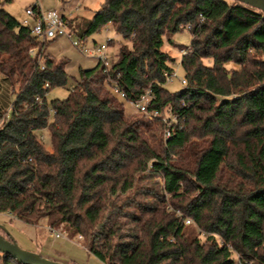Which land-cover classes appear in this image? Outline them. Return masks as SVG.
I'll return each mask as SVG.
<instances>
[{"label":"trees","instance_id":"16d2710c","mask_svg":"<svg viewBox=\"0 0 264 264\" xmlns=\"http://www.w3.org/2000/svg\"><path fill=\"white\" fill-rule=\"evenodd\" d=\"M67 21L80 43L111 25L116 59L80 69L67 97L47 103L69 82L67 61L31 58L53 40L0 8V75L15 94L0 127V213L62 225L103 264H264V13L233 0H104ZM185 25L187 84L170 93L174 60L161 47ZM113 83L128 101L150 90L148 108L184 122L164 140L160 121L126 117ZM0 264L20 263L0 253Z\"/></svg>","mask_w":264,"mask_h":264},{"label":"rangeland","instance_id":"374dc122","mask_svg":"<svg viewBox=\"0 0 264 264\" xmlns=\"http://www.w3.org/2000/svg\"><path fill=\"white\" fill-rule=\"evenodd\" d=\"M104 0H74L69 7L71 11L74 6L80 8V13L86 12V17L91 15V13L97 11ZM34 6H39L42 11H51L57 10L60 11L62 8L66 7V4L61 3L60 0H0V8H3L9 15L14 17L19 23L23 20H27L31 25L32 23L25 16L26 9L33 8ZM107 39H113L115 44L107 47V55L110 61L116 59L117 54V43L120 42V38L115 34L111 25L100 29L97 33H94L88 38L79 43V46L85 48H91L92 46H98L102 43H106ZM77 40V39H76ZM78 41V40H77ZM79 42V41H78ZM47 42H45L46 44ZM125 43V42H124ZM129 47L130 45L126 43ZM191 44V34L187 29H183L174 33L171 37L163 38V45L161 51L165 52L170 56L174 61L170 66L175 65L179 62L181 58L180 50L184 49ZM36 48V47H32ZM48 51L51 56L55 59H63L67 61L65 66V71L69 76V82L65 87H56L51 89L46 96L47 103H50L53 100H63L67 97L68 91L72 86L74 80L78 79L79 70L91 69L96 65L94 59L87 57L85 54H82L78 47H75L71 44L68 38L60 37L55 39L52 42H49L46 47L42 48L41 58L44 56H50L45 53ZM40 58V60H41ZM97 62V61H96ZM206 64H211V60H205ZM227 70L231 71L233 69H239L234 63H229ZM176 70V67L174 68ZM177 76H182L184 73L181 68L176 70ZM182 85L178 78H172L164 84V88L170 93H176L182 89ZM17 88V87H16ZM15 99V94L12 91L10 85L3 81L2 76L0 75V127L3 122L6 120L7 115L11 109L12 102ZM117 99V98H116ZM123 105L124 113L126 117L130 119H137L141 114L136 112V109L130 106L127 102L117 99ZM143 120H146L142 117ZM151 123V122H150ZM154 125L153 123H151ZM153 126V132L146 133L145 138L152 145L160 138V134ZM163 131V128H162ZM154 137H150L151 135ZM44 146L47 149H51L50 141L45 132L41 133L40 136ZM161 138L162 132H161ZM151 182H156L159 187H161L162 182L159 176L153 175ZM167 205L173 207L178 206L179 202L177 200L166 198ZM172 207V209H173ZM178 214V213H177ZM188 219V218H187ZM190 220V219H189ZM191 221V220H190ZM188 234L196 236L197 231L194 223L185 224ZM0 226L5 229L8 235L15 241V243L23 250L31 253L39 254L42 257H45L49 260L65 263V264H103L97 260L92 255L88 254L87 251L83 248L84 238L81 235H75L72 238H69L68 232L64 229L62 225L55 228L53 232H57L62 237L55 238L51 229L49 228L45 219L41 218L36 226H31L25 224L13 216L8 214L0 213ZM202 240L204 236L201 235Z\"/></svg>","mask_w":264,"mask_h":264},{"label":"built area","instance_id":"2783aa9c","mask_svg":"<svg viewBox=\"0 0 264 264\" xmlns=\"http://www.w3.org/2000/svg\"><path fill=\"white\" fill-rule=\"evenodd\" d=\"M78 10V6H74L73 11L76 12ZM25 14L27 17L33 19L32 24L30 25L27 20H23L21 25L28 26L30 28V33L34 37H36L39 41L45 42L49 40H53L56 37L64 36L69 39L71 44L75 47H78L79 51L82 54H85L87 57H90L97 61V63H103L105 66L108 65V56H107V45L106 43H102L98 46H92L91 48H85L83 46H79V43L75 37L71 34L68 28V21L65 15H62L60 11L51 10V11H42L39 6H34L33 8L26 9ZM181 28L190 30V25L182 26ZM108 40V39H107ZM187 50H180L181 56L187 54ZM29 55L31 58H37L38 63L41 65L40 58L37 48H30ZM181 68V58L178 63L170 66L171 71L165 74L166 81L172 78H178L180 84L185 86L187 84V74L183 73L182 76H177L176 70ZM106 73V69L104 71ZM47 86V85H45ZM107 89L110 93L115 96L117 99L123 100L127 102L130 106L136 109V112L141 114L145 119L153 122L160 121L163 124L162 136L163 139L166 140L171 137L173 134L174 127L179 123L184 122V120H179L178 117L172 114L170 111L166 110L165 112H159L158 109L148 108L149 102L152 100V93L150 90H145L140 97L135 101H128L124 92L119 90L115 83L113 86L106 85ZM36 100L40 102V99L37 97ZM51 112V111H50ZM191 221L189 219L185 220V224H190ZM54 233L53 231H51ZM55 238L62 237L57 232L54 234Z\"/></svg>","mask_w":264,"mask_h":264},{"label":"water","instance_id":"95a60500","mask_svg":"<svg viewBox=\"0 0 264 264\" xmlns=\"http://www.w3.org/2000/svg\"><path fill=\"white\" fill-rule=\"evenodd\" d=\"M248 5L264 13V0H233ZM0 230L8 237L6 239L0 233V253L7 254L20 264H65L49 260L36 253L27 252L21 249L15 241L8 235V233L0 226Z\"/></svg>","mask_w":264,"mask_h":264},{"label":"crops","instance_id":"0c3cea01","mask_svg":"<svg viewBox=\"0 0 264 264\" xmlns=\"http://www.w3.org/2000/svg\"><path fill=\"white\" fill-rule=\"evenodd\" d=\"M74 0H64V4H66V7H64V8H62L61 10H60V12L62 13V15H65L66 17H73L76 13H79L80 12V8H78V10L76 11V12H74L73 10L71 11V7H69V5L73 2ZM61 2V1H60ZM62 3V2H61ZM74 8V7H73ZM93 13H91V15H92ZM77 15V14H76ZM79 15V14H78ZM80 15L81 16H84V17H86L85 15H86V12L85 13H80ZM91 15H89L88 17H86V18H90L91 17ZM25 16H26V14H25ZM26 18L28 19V20H30V22L32 23L33 22V19L32 18H30V17H27L26 16ZM60 37H64V36H60ZM60 37H56L55 39H58V38H60ZM55 39H53V41L55 40ZM50 41V40H49ZM45 53L47 54V55H50L51 56V54L46 50L45 51ZM52 57V56H51ZM95 63L97 64V62L95 61ZM96 66V65H95ZM93 68V67H92Z\"/></svg>","mask_w":264,"mask_h":264}]
</instances>
